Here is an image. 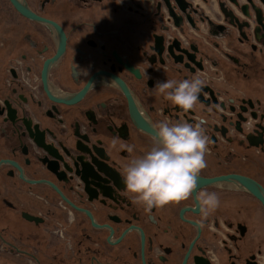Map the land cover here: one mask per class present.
Returning a JSON list of instances; mask_svg holds the SVG:
<instances>
[{"label": "flooded vegetation", "instance_id": "obj_1", "mask_svg": "<svg viewBox=\"0 0 264 264\" xmlns=\"http://www.w3.org/2000/svg\"><path fill=\"white\" fill-rule=\"evenodd\" d=\"M154 1L27 0L66 34L48 82L82 94L59 101L43 80L45 61L58 51L54 35L0 0L13 9L0 21L23 24L0 47V260L264 264V205L253 194L205 184L187 201L149 210L127 191L124 167L153 146L140 124L199 118L210 138L199 176L234 173L264 186V30L256 31V13L217 0L212 17L200 2L211 9L212 0H187L194 24L184 13L178 26L168 2ZM196 75L204 87L194 110L184 112L155 90L158 81ZM201 191L221 200L203 227Z\"/></svg>", "mask_w": 264, "mask_h": 264}, {"label": "clouds", "instance_id": "obj_2", "mask_svg": "<svg viewBox=\"0 0 264 264\" xmlns=\"http://www.w3.org/2000/svg\"><path fill=\"white\" fill-rule=\"evenodd\" d=\"M203 87L204 80L196 75L183 80L158 81L155 90L173 105L188 112L197 107ZM205 124L206 120L199 118L195 123L179 119L162 120L153 125L151 149L124 167V183L136 203L150 210L179 204L193 197L198 176L207 167L210 138ZM116 143L114 139L113 147ZM124 147L130 153L134 149L131 145ZM230 187L239 190L238 185ZM196 199L201 213L197 223L203 227L207 218L220 207L221 200L217 192L208 191L197 193Z\"/></svg>", "mask_w": 264, "mask_h": 264}, {"label": "water", "instance_id": "obj_3", "mask_svg": "<svg viewBox=\"0 0 264 264\" xmlns=\"http://www.w3.org/2000/svg\"><path fill=\"white\" fill-rule=\"evenodd\" d=\"M13 4V6L16 8V10L21 13L23 16L32 19L34 21H37L46 27H48L52 34L54 35L56 41H57V54L53 58H49L45 61L44 67H43V80L45 81V89L52 98L57 99L59 101H70L75 100L81 96L80 94H69L62 92L60 90H56L50 87L48 82V72L52 68L53 65L56 64L58 59L63 55L66 49V34L63 30V28L55 21L46 18L42 15H39L36 13L29 5L27 0H10ZM232 3H234L237 6H240L242 11L247 15L251 16V10H253L256 13V22L257 27L256 31L257 33L263 29L264 30V0H259L261 4H257V0H247V3L241 4L240 0H229ZM154 3L155 1L152 0ZM168 2V7L170 10L171 15L173 16L175 23L180 26L183 24L184 19V13H186L187 17L189 18L190 22L192 24V18L190 15V12L193 10V8H190L188 11V7H192V3L188 2L187 0H166ZM222 6V9L226 12L227 16L231 17V23L242 26L243 24L240 23L239 18L235 15L233 10H228L227 7H225L226 2L220 3ZM157 8H160V4H157ZM212 25H214L213 22H211ZM245 25L247 22L244 23ZM248 25V24H247ZM261 38H264V33L260 36ZM258 36V38H260ZM264 42V41H263ZM143 129L151 134L154 133V129L152 127H147L146 124L141 123L140 124ZM198 186L205 185V184H216L219 186H223L224 188H235L230 186H239L240 190L247 191L254 196H256L264 205V186L254 180L251 177H247L240 174H225L220 176H215L212 178H203L201 176H198L197 181Z\"/></svg>", "mask_w": 264, "mask_h": 264}, {"label": "rangeland", "instance_id": "obj_4", "mask_svg": "<svg viewBox=\"0 0 264 264\" xmlns=\"http://www.w3.org/2000/svg\"><path fill=\"white\" fill-rule=\"evenodd\" d=\"M12 12H13L12 8H10V7H5L4 8V6L0 3V14L11 15V14H13ZM21 25H23V24L18 22V20H15V19L14 20L9 19L8 22L0 21V47H2V42L5 40V38H7L6 36L9 37L8 33L10 31H13V32L16 31V30L18 31V28L20 29ZM10 38L11 37L8 38V42L11 40ZM9 45H10V43H8V47H10ZM0 54H1V51H0ZM239 77H240L241 81L244 79L241 75H239ZM239 85H241V84H239Z\"/></svg>", "mask_w": 264, "mask_h": 264}, {"label": "crops", "instance_id": "obj_5", "mask_svg": "<svg viewBox=\"0 0 264 264\" xmlns=\"http://www.w3.org/2000/svg\"><path fill=\"white\" fill-rule=\"evenodd\" d=\"M242 1H245V0H242ZM200 2H201V8L205 9L207 11V13L210 14L212 17L217 16L218 13L220 12V8H219V4H218L217 0H212L211 9L208 8V6L204 2H202V1H200ZM0 264H18V263L13 262L9 259L3 258L0 260Z\"/></svg>", "mask_w": 264, "mask_h": 264}]
</instances>
